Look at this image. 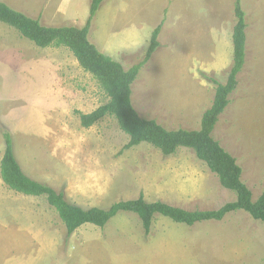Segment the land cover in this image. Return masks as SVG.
I'll list each match as a JSON object with an SVG mask.
<instances>
[{
	"label": "rangeland",
	"instance_id": "1",
	"mask_svg": "<svg viewBox=\"0 0 264 264\" xmlns=\"http://www.w3.org/2000/svg\"><path fill=\"white\" fill-rule=\"evenodd\" d=\"M50 26H84L92 0H3ZM236 0H104L89 28L91 42L125 69L144 58L155 28L160 46L133 83L139 114L169 129H199L217 84L234 61ZM247 48L231 102L212 136L241 165L256 200L264 190V0H242ZM94 76L66 47L36 46L0 22V155L12 135L23 169L84 207L121 200H161L187 210H216L237 199L191 148L166 155L148 143L123 149L129 135L90 113L108 101ZM0 222L13 239L3 264H264V222L245 210L194 225L155 214L146 234L139 216L122 211L105 227L71 235L44 196L0 183ZM184 240L189 242L185 249Z\"/></svg>",
	"mask_w": 264,
	"mask_h": 264
},
{
	"label": "trees",
	"instance_id": "2",
	"mask_svg": "<svg viewBox=\"0 0 264 264\" xmlns=\"http://www.w3.org/2000/svg\"><path fill=\"white\" fill-rule=\"evenodd\" d=\"M103 1L92 0L89 18L81 27L45 25L40 18L32 17L8 2L0 0V22L17 29L23 37L38 47L68 48L79 65L99 82L109 99L90 113L78 111L83 127L90 128L106 117H113L120 129L129 135V141L123 149L148 143L164 154L171 155L182 147L191 148L218 176L223 187L236 192L237 199L216 210H187L161 200L147 201L141 194L137 199L121 200L106 208L84 207L67 199L63 191H58L51 185L26 174L15 155L12 135L8 131L3 133L5 150L0 163L1 176L5 184L18 193L44 196L58 213L69 235L85 224L103 228L122 211L137 214L146 234L151 232L153 219L157 213L176 222L194 225L212 219L221 220L229 212L245 210L255 219L264 222V190L256 200H253V192L242 180L243 169L236 157L225 150L212 136L220 114L231 102L230 95L237 89L239 75L245 65L247 21L242 0L235 2L237 22L233 31L234 61L228 79L226 82L213 79L217 84L213 103L203 113L200 128L193 130L169 129L157 119L145 118L139 114L133 102L132 86L144 65L160 46L159 34L162 25L157 26L153 31L144 58L129 69H125L119 61L102 52L89 39L90 23Z\"/></svg>",
	"mask_w": 264,
	"mask_h": 264
},
{
	"label": "crops",
	"instance_id": "3",
	"mask_svg": "<svg viewBox=\"0 0 264 264\" xmlns=\"http://www.w3.org/2000/svg\"><path fill=\"white\" fill-rule=\"evenodd\" d=\"M1 102L2 101L0 100V103ZM2 157H3V154L0 155V163H1ZM25 173L28 174L26 171H25ZM0 183L7 190L12 191V192L17 193V194H22V193H18L16 191L10 189L5 184V182L3 181L2 176H1V168H0ZM22 195H25V194H22ZM25 196H31V195H25ZM20 238L25 239V236H21L20 231L16 230L15 227L11 223L10 224H5V223L0 222V264L4 263L3 260L5 259L6 256H8L10 254H13L14 249H15V246H14V243H13V239L17 240V239H20ZM183 242L185 243V246H184L185 249H187L190 246L189 242L187 240H184Z\"/></svg>",
	"mask_w": 264,
	"mask_h": 264
}]
</instances>
